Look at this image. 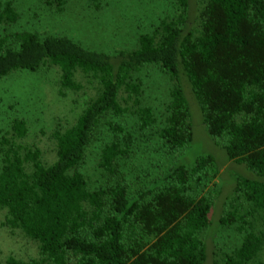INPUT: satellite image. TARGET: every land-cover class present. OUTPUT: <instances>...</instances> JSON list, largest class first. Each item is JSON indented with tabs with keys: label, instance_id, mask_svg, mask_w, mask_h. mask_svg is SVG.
Wrapping results in <instances>:
<instances>
[{
	"label": "trees",
	"instance_id": "1",
	"mask_svg": "<svg viewBox=\"0 0 264 264\" xmlns=\"http://www.w3.org/2000/svg\"><path fill=\"white\" fill-rule=\"evenodd\" d=\"M50 2L60 11L66 0ZM175 6L176 15L138 35L134 48L113 54L66 36L22 30L0 37V78L52 66L61 95L83 90L82 82L94 91L72 122L53 132L51 163L39 148L20 143L24 119L13 120L1 137L0 211L8 227L38 244L40 258L9 256L0 264L205 263L202 234L212 208L206 188L219 170L214 156L175 163L159 183L132 192L119 165L126 139L114 135L99 152V167L113 179L109 185L91 188L79 169L102 118L131 116L140 129L155 124L135 76L147 65L159 66L172 84L156 131L168 151L193 138L186 81L226 160L258 177H236L219 221L242 233L222 264H264V0H199L195 8L190 0H175ZM18 18L10 1L1 4L0 24Z\"/></svg>",
	"mask_w": 264,
	"mask_h": 264
},
{
	"label": "rangeland",
	"instance_id": "2",
	"mask_svg": "<svg viewBox=\"0 0 264 264\" xmlns=\"http://www.w3.org/2000/svg\"><path fill=\"white\" fill-rule=\"evenodd\" d=\"M5 1L12 3L19 18L12 25L0 24V37L22 30L40 36H66L84 47L110 54L134 48L138 35L151 33L161 20L178 12L175 0H66L60 11L50 0H0V7ZM190 3L195 8L199 0H190ZM135 76L142 82V101L152 108L155 124L140 129L131 116L102 118L79 169L91 188L109 185L113 179L99 167V152L114 135L127 140L122 146L127 153L119 165L122 180L132 192L159 183L175 163L190 165L199 155L214 156L219 170L206 188L212 195V208L210 223L202 234L207 249L204 264H222L223 257L242 239L236 227L220 224L224 202L231 195L236 177H258L243 164L226 160L221 142L206 132L186 81L184 92L192 118L193 138L189 145L169 152L156 136L170 100L169 76L157 65H147ZM57 80V69L52 66H44L35 73L19 71L0 78V140L10 133L13 120L24 119L27 133L20 143L39 148L46 163L55 159L53 132L71 123L94 92L89 84L82 82L83 90L61 95ZM111 124L121 126L122 132L114 133ZM9 256L23 261L40 258L38 244L19 229L8 227L5 212L1 210L0 263Z\"/></svg>",
	"mask_w": 264,
	"mask_h": 264
}]
</instances>
